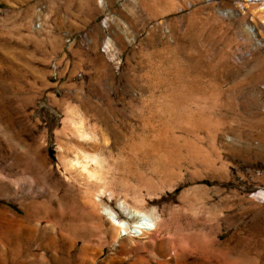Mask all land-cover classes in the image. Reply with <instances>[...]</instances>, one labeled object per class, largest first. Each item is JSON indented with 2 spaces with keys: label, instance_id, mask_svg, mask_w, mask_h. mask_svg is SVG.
Instances as JSON below:
<instances>
[{
  "label": "rangeland",
  "instance_id": "374dc122",
  "mask_svg": "<svg viewBox=\"0 0 264 264\" xmlns=\"http://www.w3.org/2000/svg\"><path fill=\"white\" fill-rule=\"evenodd\" d=\"M160 131L162 165L135 150ZM90 156L188 264L213 262L220 221L264 264V0H0V264H57L51 234L81 211L62 163Z\"/></svg>",
  "mask_w": 264,
  "mask_h": 264
},
{
  "label": "bare ground",
  "instance_id": "6f19581e",
  "mask_svg": "<svg viewBox=\"0 0 264 264\" xmlns=\"http://www.w3.org/2000/svg\"><path fill=\"white\" fill-rule=\"evenodd\" d=\"M160 100H161V98H160ZM166 100L168 102L167 98H166ZM160 105H161V103H160ZM160 105H158V106H160ZM160 110H161V108H160ZM150 113H152V112H150ZM159 113H160V111H159ZM163 113H164V110H163L162 114ZM153 116H155V115L153 114ZM161 117H162V115H161ZM152 124H154V123H152ZM164 125L166 126V124H164ZM146 126H148V125H146ZM154 127L155 126H153L152 128H154ZM165 128H163V129H165ZM149 129H150V127H149ZM145 132H146V129H145ZM163 138L164 137H163L161 131L156 133L155 136H153L151 139L146 138L147 140H145L143 138L139 144H137V145L135 144L136 145L135 150H137L138 152L147 154V156L148 155L151 156L154 159V162L158 165L165 164L167 156L170 155L171 152H174V150L173 149H167V147L164 145L166 142V141L164 142L165 138L164 139ZM166 138H168V137H166ZM103 142L105 145V141H103ZM168 142H167V144H168ZM133 143H136V142L133 141ZM174 143H176V142H174ZM99 145L101 146V143ZM85 146H86V144H85ZM95 146H97V145H95ZM108 146L109 145H107V147ZM129 146H131V145H129ZM132 147H133V145H132ZM124 148H125V145H124ZM131 150H132V152L135 153V151H133V149H131ZM122 151H124V150H122ZM137 155H138V153H137ZM144 156H146V155H144ZM134 157L136 159V156H134ZM88 158H89L88 161L87 160H85V161H79L78 160L76 162H74V161L68 162L67 161V162L62 163L63 167L65 169V172H66V176L68 177L69 181L71 180V183L75 184V186H76V187L71 186L72 188L68 187L65 190V193H69L72 191L73 195L78 197L77 198L78 200L74 203H75V206L80 207V208L79 207L78 208L81 209V211L79 213L77 212V215H73L70 212H64L62 215V218H61V223L64 221H67L66 229H64L65 227L62 226L59 233L51 234L52 244L55 245L54 250L57 249V251L61 252V254L59 253L60 254L59 255L56 251V253L58 255L53 259V261L57 264H188L189 258H190V255H189L190 250H188L187 248L182 247V246L180 247L178 245L179 240H177V237L175 238V235L173 236L172 232H170V230L168 229L169 228L168 226H170L169 224L171 221L165 217L166 216L165 214L163 215L161 213L163 211L155 210V212L152 213L153 218H155L156 216L159 217L158 227L155 230L145 231L143 235L135 236V237H131V238L129 236L121 235L122 232H128V231H135L136 230V227L138 226L139 220H140V212L142 211L141 206L143 207V205L141 204V206H140L141 210L138 209L139 207L137 205L136 206L138 208L135 206L137 208V209H135L133 207L134 205H132L131 203L129 204L124 199V197H126L125 195H127V194L124 195V193L122 194L123 200L117 199L116 198V192L112 189L113 187L111 188L112 185L111 186L109 185V183H108L109 179L107 180V178H109V177H107V172L110 173V171H106L105 166L108 167V165L104 166V163L102 161H100L101 159H99V158L97 159L96 157H93V156L92 157L90 156ZM125 159H127V158H125ZM129 160H130V158H129ZM131 160H133V159H131ZM120 164H122V163H120ZM170 166H171V164H170ZM41 167H42V164H41ZM44 168H47V167L45 166ZM120 170L121 169H119V171ZM124 170H127V169H124ZM49 171H51V170L49 169ZM131 173H133V172H131ZM129 175H130V172H129ZM125 179L121 178L119 180V182L117 181L118 184L116 183L117 186L119 185L122 190L127 188L128 183L126 184ZM64 187H63V190H64ZM131 187L132 186H130V188L128 187L130 189L128 192H130L131 190H134V189H131ZM74 188H77L75 190L79 189V191L83 190V194H81V196H79L76 192L73 191ZM118 190H120V189H118ZM46 191L47 190H45V192ZM52 191L54 192V190H52ZM134 191H133V193H134ZM51 193L49 192L47 195L50 198H52ZM58 193H56V194L58 195ZM135 193H134V195H135ZM118 195H120V194H118ZM118 195H117V197H118ZM122 195H120V197ZM137 196H138V194H137ZM54 197H55V195H54ZM128 197H130L129 194L127 195L126 198H128ZM136 197L134 198V200L136 199ZM65 198H67V197H65ZM43 202H44V200H43ZM137 202H139L138 198H137ZM58 203H59L58 206H60L61 205L60 202H58ZM76 203H77V205H76ZM34 206H36V205H34ZM41 206L44 207L43 205H41ZM145 208L147 209V207H144V209ZM63 209L64 208H62L61 210H63ZM43 211H44V209H43ZM42 221H43V219H42ZM227 222L230 223V220ZM220 223H221V221H220ZM220 223L214 222L213 224L210 225V227L207 230H204V232H203L202 240H203V242H205V244H208L207 247H209V245H212V246L217 245L219 247L218 250L212 252V254L210 253L211 257L209 256V259H211L213 261L211 264H263L262 263V257L263 256H262L261 252H259L256 255V257L253 259H250L247 256H243V255L237 256V255H239L238 253H237V255H235L236 253L234 252L233 248H231V246L228 244L229 234L225 233L224 229L221 228L223 226V223H226V221L221 223V224ZM230 225H233V224L230 223ZM5 232H6V230H5ZM194 235H192V236H194ZM43 236H45V235H43ZM64 237L66 238V241H64ZM8 238H10V237H8ZM239 239H240V237H239ZM249 239H250V237H249ZM25 240H27V239H25ZM248 240L246 239V241H248ZM233 243H234V241H233ZM252 243L254 245V242H252ZM246 244H248V243H246ZM7 245H5V246H7ZM182 245H183V243H182ZM26 246H27V244H26ZM198 246H199V244H198ZM243 246H245V245H243ZM213 247H215V246H213ZM247 247H249V246H247ZM211 250H212V248H211ZM12 251H14V250H12ZM31 252H33V251H31ZM39 252H40V250H39ZM245 254H247V253H245ZM194 255H196V254H194ZM252 255H254V254H252ZM196 259H197V256H196ZM28 261H30V260H28ZM34 261H36V260H34Z\"/></svg>",
  "mask_w": 264,
  "mask_h": 264
},
{
  "label": "clouds",
  "instance_id": "9594fccd",
  "mask_svg": "<svg viewBox=\"0 0 264 264\" xmlns=\"http://www.w3.org/2000/svg\"><path fill=\"white\" fill-rule=\"evenodd\" d=\"M155 209H146L140 212L139 224L135 231L122 232L121 235L135 237L143 235L145 231H152L158 227L159 217L153 218L152 213Z\"/></svg>",
  "mask_w": 264,
  "mask_h": 264
}]
</instances>
